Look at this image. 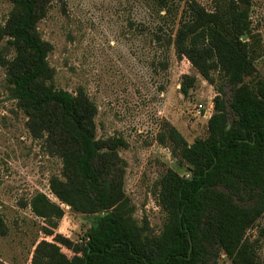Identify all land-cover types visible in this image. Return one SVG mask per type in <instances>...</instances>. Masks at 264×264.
<instances>
[{"label": "trees", "instance_id": "16d2710c", "mask_svg": "<svg viewBox=\"0 0 264 264\" xmlns=\"http://www.w3.org/2000/svg\"><path fill=\"white\" fill-rule=\"evenodd\" d=\"M9 2L12 9L0 24L4 88L32 138L63 164L61 175L50 179L59 203L42 192L30 201L34 215L49 226L42 228L45 237L35 245L31 264H219L223 256L232 264H262L261 239L249 234L264 231V79L256 74L261 55L252 43V0H218L212 11L188 3L168 38L158 29V42L174 47L210 83L218 74L231 91L227 102L219 87L206 137L189 145L171 125L160 135V144L189 173L168 169L158 182L167 216L160 234L147 219L140 224L134 217L119 154L125 140L98 139V108L87 93L53 85L52 45L39 25L54 0ZM159 3L170 12L166 0ZM196 82V76L184 75L181 94ZM62 205L96 217L81 241L55 232L65 216ZM0 234H8L1 213Z\"/></svg>", "mask_w": 264, "mask_h": 264}, {"label": "rangeland", "instance_id": "374dc122", "mask_svg": "<svg viewBox=\"0 0 264 264\" xmlns=\"http://www.w3.org/2000/svg\"><path fill=\"white\" fill-rule=\"evenodd\" d=\"M166 1L169 13L159 0H65L64 4L54 0L39 25L41 37L52 45L53 85L73 94L80 89L87 93L98 108V139L125 140L127 146L119 152L126 162L125 192L135 207V219L140 224L147 219L154 234H160L167 217L159 205V180L168 169L189 176L169 147L160 144V135L171 125L189 145L206 137L219 87L223 85L227 102L231 97L218 74L210 83L187 58H179L174 47L156 40L159 27L164 39L175 31L188 3L212 11L218 0ZM11 9L9 0H0V24ZM250 21L252 43L261 55L255 61L256 74L264 79V0H252ZM184 75L197 79L186 96L180 92ZM4 80L0 67V213L8 229L7 235L0 234V264H31L35 245L45 237L42 228L48 224L34 215L30 201L42 192L59 203L51 193L50 179L61 175L63 164L32 138ZM199 105L204 106L202 112ZM62 207L65 216L55 232L81 241L96 217ZM249 234L260 237L264 264V231ZM219 264L232 262L223 256Z\"/></svg>", "mask_w": 264, "mask_h": 264}, {"label": "built area", "instance_id": "2783aa9c", "mask_svg": "<svg viewBox=\"0 0 264 264\" xmlns=\"http://www.w3.org/2000/svg\"><path fill=\"white\" fill-rule=\"evenodd\" d=\"M203 110H204V106H203V105H199V106H198V111H199V112H202Z\"/></svg>", "mask_w": 264, "mask_h": 264}]
</instances>
